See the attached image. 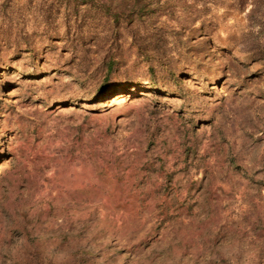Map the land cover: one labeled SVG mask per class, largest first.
I'll return each mask as SVG.
<instances>
[{"label":"rangeland","instance_id":"374dc122","mask_svg":"<svg viewBox=\"0 0 264 264\" xmlns=\"http://www.w3.org/2000/svg\"><path fill=\"white\" fill-rule=\"evenodd\" d=\"M0 264H264V0H0Z\"/></svg>","mask_w":264,"mask_h":264}]
</instances>
